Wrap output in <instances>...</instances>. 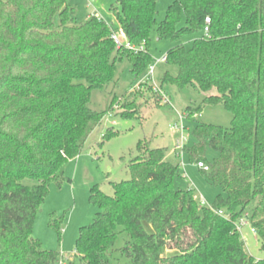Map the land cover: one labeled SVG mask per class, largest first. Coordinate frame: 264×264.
Returning a JSON list of instances; mask_svg holds the SVG:
<instances>
[{"label":"trees","instance_id":"1","mask_svg":"<svg viewBox=\"0 0 264 264\" xmlns=\"http://www.w3.org/2000/svg\"><path fill=\"white\" fill-rule=\"evenodd\" d=\"M68 1L0 0V264H113L123 233L119 250L129 264H264L238 229L246 220L264 248V0H174L160 23L158 0H116L119 27L131 43L145 45L138 52L118 48L103 18L77 22ZM153 30L174 43L165 63L178 67L160 87L202 93L189 116L204 105L232 114L229 128L198 124L185 149L191 162L209 166L201 170L221 192L202 205L192 188L175 187L180 163L140 141L130 179L112 182V195L91 188L100 211L80 228L77 253L65 261L33 235L35 218L50 187L71 181L67 164L103 120L106 109L90 107L93 90L114 82L125 59L139 79L152 64ZM194 34L200 36L187 48L182 40ZM150 94L126 92L119 115L138 112L140 95L159 106L160 93ZM208 148L217 153L212 161ZM50 225L61 229L62 220L52 214Z\"/></svg>","mask_w":264,"mask_h":264},{"label":"rangeland","instance_id":"2","mask_svg":"<svg viewBox=\"0 0 264 264\" xmlns=\"http://www.w3.org/2000/svg\"><path fill=\"white\" fill-rule=\"evenodd\" d=\"M173 1L158 0L157 23L164 20L167 8ZM68 2L74 8V16L79 23L96 14L114 28L119 27L112 12L116 0ZM199 36L200 34L189 35L182 42L190 48ZM150 38L151 66L155 67L152 78H148V68L136 79L131 72V64L125 59L117 64L114 82L103 90H93L90 107L98 112L106 109L103 120L88 137L82 153L67 164L66 172L71 181L50 187L49 196L35 218L33 235L39 239L43 248L60 251L65 261L73 259L77 253L76 242L80 228L90 224L95 214L100 211L90 200L91 188L98 185L104 193L112 195V182L130 179V165L139 155L137 146L140 141L149 142L151 148L165 149L170 160L180 163L175 187L192 188L198 202L205 200L206 206H210L221 192L206 180L198 165L190 161L185 149L194 145L193 131L198 124L229 128L232 114L222 105H204L199 113L189 116L187 109L202 105L204 95L191 86L178 88L168 85L165 89L160 87L166 72L174 76L178 73V67L175 65L157 63L166 56L174 43L160 39L154 30ZM153 90L161 95L159 106L152 96L146 100L142 97ZM128 91L132 94L143 93L138 97V102L142 105L133 116L123 118L119 115L123 111L122 103L125 101L122 96ZM109 129L116 133L105 138L104 135ZM206 156L212 161L217 157V153L208 148ZM52 214L62 220L61 229L50 225ZM241 234L249 253L256 259H264L261 240L256 232H252L248 222L241 228ZM126 239L125 233L117 239L112 256L113 264H129L119 250L124 246Z\"/></svg>","mask_w":264,"mask_h":264},{"label":"built area","instance_id":"3","mask_svg":"<svg viewBox=\"0 0 264 264\" xmlns=\"http://www.w3.org/2000/svg\"><path fill=\"white\" fill-rule=\"evenodd\" d=\"M91 16H96V17H98L96 14H92ZM98 18H101V17H98ZM205 22H206V26H205L204 32H205V34H208V33H209V24H210V22H211V21H210V18L207 17L206 20H205ZM111 37H112V40L115 42V44H116V46H117L118 48L124 47V48H126V49H128V50H132V51H134V52H138V51H143V50H145V45H144V43H143L141 46H136V45H134L133 43H131V42L127 39L125 32H124L123 29H121L120 27H118V28H114V27H113ZM166 61H167V56H164L162 59H159V60L157 61V63H160V62H164V63H165ZM149 70H150V71H149V76H148V78H152V76H153V74H154V71H155V67L150 66ZM166 103H168V102L166 101ZM197 165H198V167H199L200 169H203V170H205V171H208V170H209V166H207V165L204 164L203 162H199ZM201 204H202V205H206V201L203 200V201L201 202ZM219 214L223 215L224 212H223V211H219ZM246 223H247V221L244 220V219L241 220V221L239 222V224H238V229H239V231H241V228H242ZM252 232H255V230L252 229Z\"/></svg>","mask_w":264,"mask_h":264}]
</instances>
